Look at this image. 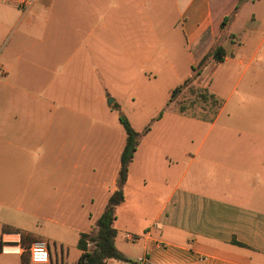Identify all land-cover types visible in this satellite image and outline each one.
<instances>
[{
  "label": "crops",
  "instance_id": "crops-1",
  "mask_svg": "<svg viewBox=\"0 0 264 264\" xmlns=\"http://www.w3.org/2000/svg\"><path fill=\"white\" fill-rule=\"evenodd\" d=\"M19 1L0 0V264H34L29 248L38 239L48 243L46 264H68L73 246L76 256L70 264H76L79 237L93 235L117 189V176L102 185L94 169H82L84 155L92 158L96 150L98 122L91 112L80 113L79 104L66 105L51 90L84 95L88 104L81 106L92 111L93 95L97 103L100 89L107 87L100 80L130 76L132 70L145 76L158 72L163 65L155 54L174 38L178 43V32L188 50L198 45L210 26L212 0H34L27 9ZM169 9L175 10L181 31L176 23L152 26L168 38L156 36L153 54L142 62L147 16L168 15ZM148 64L152 69L146 73ZM25 80L31 88L21 85ZM19 90L32 101L15 103ZM224 108L219 107L210 128ZM183 109L178 113L187 126L205 123ZM250 116H244L248 126ZM255 124L250 138L190 136L175 139L174 149L148 144V134L141 138L127 179L142 148L145 168L155 169L159 161L164 174L176 175L145 195L147 180L142 178L144 190L123 212L130 222L118 228L117 210L127 204L126 197L116 207L114 245L130 261L126 264L140 257L145 264H264V120ZM150 204L154 208L148 213ZM125 233L147 234L137 243L135 257L120 246L130 244Z\"/></svg>",
  "mask_w": 264,
  "mask_h": 264
},
{
  "label": "rangeland",
  "instance_id": "rangeland-1",
  "mask_svg": "<svg viewBox=\"0 0 264 264\" xmlns=\"http://www.w3.org/2000/svg\"><path fill=\"white\" fill-rule=\"evenodd\" d=\"M236 2L237 0H212L210 26L199 44L192 45L188 50L182 33L178 32V43L174 38L170 43L171 46L164 45L165 48L155 54L156 60L161 59L160 66H163L161 70L153 73L154 76L139 75L137 71L132 70L130 76L121 77L119 74H114V78L107 77L106 80H100V85L103 82L107 84V87L100 89L97 103L94 102L93 95L92 111L81 106L88 104L84 95H73L71 90L65 88L62 90L67 91V95L59 93V88L51 90V95L54 94L59 100H64L66 105L79 104L80 113L91 112L92 117L95 118L93 120L98 122V133L93 135V149L96 150L92 158L84 155L81 161L84 171L94 169L93 175L102 185L111 183L112 177L117 176L120 152L125 143V134L118 121V113L126 117L137 133L142 132L143 128L150 124V132L145 140L148 144H158L163 148L174 149V146H177L174 144L175 139L190 136L200 139L205 134L207 137L240 135L250 138L254 136V131L257 129L255 120H264V0H253V2L244 0L236 14L226 23V27L220 30L218 23L223 17L228 16ZM168 11H170L168 15L147 16L145 33L147 45L145 51L141 50L139 57L142 62L153 54L157 43L156 36H159L162 41L168 38L163 30L153 32L152 26L157 29L158 26L176 23L181 31V22H178L175 10L169 9ZM202 17L199 15L197 19L201 20ZM148 19H151V23ZM217 46L224 49L226 62L218 63L209 59L194 83L185 87L168 105L171 91L191 76V66L196 67L200 60ZM163 50L167 53L162 52ZM166 59L172 63L174 70L168 67L169 62ZM146 68L148 69L146 73H148L152 69V64H148ZM20 82L22 86L31 88L28 81ZM16 93L15 103L24 104L32 101L26 98L23 90L16 91ZM110 99L113 102L110 103ZM55 102L58 106V102ZM221 105L225 106L224 111L210 128L209 123L215 118ZM115 106H118V111L115 110ZM182 108H184L185 115L203 119L205 123L187 126L186 120L178 113V110ZM161 111L163 120L157 124H151V120ZM245 115H251L249 126L244 122ZM255 115L260 118H255ZM68 116L81 118L73 113H68ZM207 130L210 131L206 133ZM164 153H167V150ZM161 154L162 152L159 154V159ZM144 156L145 150L142 148L130 168L131 174L122 189L127 204L121 205L117 210L115 223L117 228L130 222L129 217L124 216L123 212L136 199L135 195L138 191L144 190L141 185L142 178L147 180V187L143 193L145 191L154 193L158 189L153 186L162 184L165 182L164 179L171 181L176 175V172L174 175L172 172L164 174L159 167V161L154 163L157 168H145L143 166ZM145 194L147 192L143 195ZM101 199L102 194L99 193V200ZM152 202L153 199L150 198V203ZM153 208L154 205L150 204L148 213H151ZM136 209L139 211V206ZM144 214L146 215V212ZM128 245L120 246L129 250L133 254L131 256L135 257L134 250L139 244ZM49 246L53 248V243ZM88 248L92 249L93 245L89 244ZM75 256V246H73L67 263L70 264Z\"/></svg>",
  "mask_w": 264,
  "mask_h": 264
},
{
  "label": "trees",
  "instance_id": "trees-1",
  "mask_svg": "<svg viewBox=\"0 0 264 264\" xmlns=\"http://www.w3.org/2000/svg\"><path fill=\"white\" fill-rule=\"evenodd\" d=\"M243 2L244 0H237L234 8L228 16L226 15L222 18L221 22L217 25L220 30H223L226 27V23L230 21L234 14H236ZM224 57V49L221 46H217L210 53H207L196 67L191 66V76L186 78L181 85L171 91L168 105L175 96L179 95L185 87H188L198 76H200L202 67L205 66V63L209 59H212L215 62H221ZM115 110L118 111V106H115ZM162 114L163 112L161 111L151 120V124L159 120ZM118 121L125 134V143L119 158V170L116 179L117 189L110 195L102 214L95 222L94 234L80 235L77 242V248L81 251V255L76 264H108V260L130 262L115 248L114 245L115 238L117 236V232L114 228V221L116 220V207L124 201L122 188L127 179L128 167L134 157L141 138L148 134L151 125H146L142 132L137 133L133 130L126 117H124L121 113H118ZM89 244L93 245L92 249L88 248ZM236 244L238 246H243L238 243ZM23 264L27 263L24 262Z\"/></svg>",
  "mask_w": 264,
  "mask_h": 264
},
{
  "label": "built area",
  "instance_id": "built-area-1",
  "mask_svg": "<svg viewBox=\"0 0 264 264\" xmlns=\"http://www.w3.org/2000/svg\"><path fill=\"white\" fill-rule=\"evenodd\" d=\"M34 0H20L19 4L22 5L24 9H27ZM144 236H136L130 233L124 234V239L126 242L130 244H137ZM49 260V252H48V243L45 240L38 239L34 241L29 248V261L34 264H46ZM146 259L144 257L138 258L134 264H145Z\"/></svg>",
  "mask_w": 264,
  "mask_h": 264
},
{
  "label": "water",
  "instance_id": "water-1",
  "mask_svg": "<svg viewBox=\"0 0 264 264\" xmlns=\"http://www.w3.org/2000/svg\"><path fill=\"white\" fill-rule=\"evenodd\" d=\"M109 102L111 103V102H112V100L110 99V100H109Z\"/></svg>",
  "mask_w": 264,
  "mask_h": 264
}]
</instances>
